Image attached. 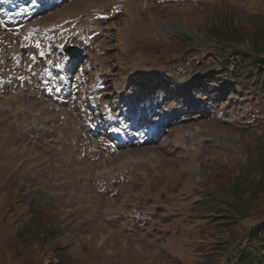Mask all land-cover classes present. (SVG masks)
<instances>
[{"label": "rangeland", "instance_id": "1", "mask_svg": "<svg viewBox=\"0 0 264 264\" xmlns=\"http://www.w3.org/2000/svg\"><path fill=\"white\" fill-rule=\"evenodd\" d=\"M18 9L0 5V264H264L242 257L264 224V86L244 55L264 56V0Z\"/></svg>", "mask_w": 264, "mask_h": 264}, {"label": "trees", "instance_id": "2", "mask_svg": "<svg viewBox=\"0 0 264 264\" xmlns=\"http://www.w3.org/2000/svg\"><path fill=\"white\" fill-rule=\"evenodd\" d=\"M235 30L236 31H222L221 37L226 38L227 41H239L241 36L244 34L237 27L235 28ZM231 52L232 53H238L237 50H232ZM244 55L247 58L245 60H249V59L254 60V64L252 63V60L249 62L248 61L246 62L247 66H249V69L246 70L247 74L251 73V74L257 76L259 79V82L264 86V56L258 58V57H254L251 54L248 55L247 53ZM250 65H253V67H250ZM253 70H255V71H253ZM261 172H262V178L260 179V181L258 183L259 187H256V189L253 192V197H252L253 200L257 203L256 205H258V206H261L262 204H264V166L262 167ZM250 237H251V241L248 244V246H249L248 250L243 251L242 257L248 256L252 259V258H255L257 256V258H259L260 261L263 262L264 259L261 258L260 253L262 250L264 251V224L262 226H259L257 229H255L254 234H252ZM259 245H261V248H263L261 251L258 249ZM244 263H245V261H244ZM246 264H248V263H246ZM249 264H251V261H249Z\"/></svg>", "mask_w": 264, "mask_h": 264}, {"label": "bare ground", "instance_id": "3", "mask_svg": "<svg viewBox=\"0 0 264 264\" xmlns=\"http://www.w3.org/2000/svg\"><path fill=\"white\" fill-rule=\"evenodd\" d=\"M4 1L7 2L8 0H4ZM52 4H53V3H52ZM0 5H1V4H0ZM10 7H11V6H10ZM8 16H11V14H10L9 12H8ZM38 24H39V26L41 25L40 22H39ZM1 26H2V25H0V27H1ZM0 30H1V29H0ZM3 35H4V34H3ZM3 35H2V37H3ZM4 37H5L4 39L2 38L3 40L0 38V43L5 42V41H8L10 36L7 35V36H4ZM13 38H14V37H13ZM10 68H11L10 70L13 72V73L11 74L12 77H15L14 75L20 73V72L18 71V69H19V65H15V64L13 65V64H12ZM11 76H10V77H11ZM147 135H150V136L152 137L153 134H152V133H147Z\"/></svg>", "mask_w": 264, "mask_h": 264}]
</instances>
